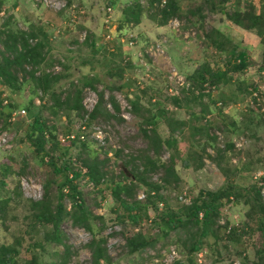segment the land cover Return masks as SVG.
Returning a JSON list of instances; mask_svg holds the SVG:
<instances>
[{"label": "rangeland", "instance_id": "obj_1", "mask_svg": "<svg viewBox=\"0 0 264 264\" xmlns=\"http://www.w3.org/2000/svg\"><path fill=\"white\" fill-rule=\"evenodd\" d=\"M67 1L70 8L56 13L35 0H0V29L8 23V30L15 32H27L32 27L45 30L51 44L52 64L42 69L62 76L53 90L65 98L74 93L75 86L82 79L97 75L101 80L96 85L97 91L85 88L82 102L92 99L91 102L94 100L99 104L101 95H104L106 110L113 117L102 115L92 119L90 115L94 112L85 107L81 115L67 109L59 111L58 115L52 114L43 108L45 105L51 108V95L43 94L33 87L32 82H27L22 69L18 74L21 90H11L0 82V99L8 102L0 108V200H13L6 206L4 218L0 216V248H17V264H26L33 256H37L39 264H53L59 260L57 253L61 254L64 250L62 246L45 242V247L36 246L37 242H43L46 233L52 231L51 226L40 227L41 234L30 228L29 218L33 211L30 202H40L48 195L55 206L57 188L64 181L63 176L55 174L53 168L43 162L26 141L34 116H41L54 128L58 142L71 134L85 135L82 142L86 146L59 142L58 149L51 152V155L58 156L59 164L78 155H81V160L96 159L103 164L105 181L99 186L85 176L76 184L92 213L94 234L107 239L112 264H166V257L172 248L177 251L182 264H189V259L194 264H264V233L258 229L257 223L249 219L251 204L247 203L248 194L253 195V188L261 187L254 179L255 174L264 172V46L260 39L250 32L235 29L221 14H206L202 30L216 28L233 44L248 49L250 66L240 73L230 71L232 83H222L214 90L212 98L205 96L193 102L192 94L183 96L182 88L177 91L179 94L175 90L170 93L176 84L172 82L169 71L187 79L202 66L209 67L212 72L231 69L225 55L221 56L203 38L197 17L186 14L185 17L182 15L183 18L170 19L167 26L176 19L183 24L180 32H174L151 18L154 15L160 18L162 10L159 6H150L151 0H139L143 13L138 25L128 20L125 14L127 8L136 4L135 0ZM112 3L116 6L113 7ZM257 3L260 4L261 0ZM185 5L192 10L187 3ZM109 7L113 8L110 13L107 11ZM187 9L183 7V10ZM195 20L198 24L194 25ZM108 36L110 39H107ZM130 36L136 38L134 48L128 46ZM89 38L94 39L95 48L86 43ZM162 40H167L165 56L153 62L146 57V66L140 65L137 54ZM127 57L131 60L128 63L125 62ZM56 66L58 69H55ZM119 67L124 69L123 76L118 74ZM24 68L27 72L31 71L27 65ZM244 82L247 86L245 91L241 86ZM255 86L259 87L258 95L253 90ZM175 97L181 100L179 107L173 103ZM235 97L238 101L233 100ZM112 98L120 106L119 112H115ZM213 99L217 102L213 103ZM91 102L89 106L93 104ZM132 102L139 103L138 115L132 108ZM221 102L223 106L218 105ZM10 105L14 107L13 113L18 114L15 120L13 113L8 116ZM204 108L208 111V122L203 119ZM160 111L165 112V118L159 119L154 128L149 126L146 119L158 115ZM171 119L187 124L183 136L174 135L178 139L176 147L168 149L163 146L156 152L144 132L148 131L153 136L151 130H156L166 140L171 136L167 125ZM82 126H86V130L83 131ZM195 127L205 128V132L192 135ZM229 145L233 149L224 153ZM46 148L51 151L50 145ZM142 157L175 168L179 181L171 185L163 180V168L148 174V182L161 186V196L175 210L187 206L180 197L193 202L201 192L215 193L226 189L230 183L241 192L240 201L233 196L231 201H223L216 226L218 238L211 236L206 239L198 253H190L186 230L173 232L168 238L158 234L154 226L158 213L154 207H150L148 218L140 226L131 222L121 223L127 213L112 197L114 185L122 184L133 190L127 199L129 203L157 201V194L150 192L148 186L135 177L144 170L140 162ZM187 159L192 162L190 168L183 165ZM201 159L204 165L198 169ZM80 168L82 165L78 163L76 170ZM64 204L69 212L72 200L66 197ZM159 208L162 210L164 207ZM228 227L238 228L241 237L237 240L227 238ZM61 229L65 242L75 252L70 264H91L88 245L93 240V233L75 226L71 219L64 221ZM138 236L147 241L158 240L131 253L129 239ZM199 259L202 261L199 262Z\"/></svg>", "mask_w": 264, "mask_h": 264}, {"label": "trees", "instance_id": "obj_2", "mask_svg": "<svg viewBox=\"0 0 264 264\" xmlns=\"http://www.w3.org/2000/svg\"><path fill=\"white\" fill-rule=\"evenodd\" d=\"M203 1V4L192 12V16L197 17L198 20H200V31L203 33L206 41L221 56L225 55L224 57L227 58V64L231 69L223 72L221 70L212 72L209 67L202 66L196 70L191 77L187 78L191 83V88L183 90V96L185 94H192L191 96L194 97L193 102H197L205 96L212 98V94H206L205 84H209L211 88L216 90L222 83H232L233 77L229 76L230 71L240 73L246 71L250 66V51L248 49L233 44L229 38L216 29H211L210 31L202 30L204 26L202 22L206 20L205 13L207 11L209 13L221 14L222 17L224 16L227 21H230L233 24V26L256 35L264 46V0H261L259 6L255 4V0ZM161 3L162 0H151L150 6L161 7ZM142 13L143 6L140 1H137L136 4L125 10L127 19L131 22L133 21L136 25L140 24ZM159 16L160 18L158 16L157 18L155 15L151 18L158 21V24L163 27L167 26L169 20L172 18H183L179 13L177 0H167V5L162 8ZM192 24L195 25L198 23L196 22ZM86 43L91 45L92 48H95L96 46L94 39L91 38H89ZM0 44L2 45V50H0V82L11 90H21L22 83L20 82L18 74L20 69H22V72L25 73L24 78L27 82H32L33 87L36 90H40L43 94L51 95V108L49 109L48 106L45 105L46 102L43 103V105H45L43 108L50 110L54 115H58L59 111H62L63 109L74 112L76 115H81L84 111L82 105L84 89L89 87L97 91L96 85L101 82L97 75L87 76L79 82L78 86H75L76 88L73 94L68 95L65 98L59 96V94L53 89L54 85L62 79L61 74L53 75L48 73L46 69H42L43 66L48 67L52 64L50 59L51 44L49 35L45 30L32 27L27 32H15L8 30L7 23L5 28L0 29ZM25 65L31 67L30 72L25 70ZM122 72H124V69L119 67L118 74H120V76H123ZM110 74L113 73L110 71ZM241 86L244 87L243 89L245 91L246 83H242ZM117 89L120 90L121 88ZM253 90L257 93L259 92V87L255 86ZM197 91L198 95H196ZM1 96L2 93L0 92V98ZM233 100L238 101L237 97L233 98ZM180 102L181 100L179 98H173L175 106L179 107L181 105ZM212 102L216 103L217 100L213 99ZM3 103L4 101L0 99V108H2ZM105 104L104 95H101L99 104L91 115L92 119H97L102 115H106L108 118L113 117L107 112ZM111 104L115 112L120 111V106L114 98L111 99ZM221 104V106H223L222 102ZM132 108H134L135 114L138 115L140 111L139 103L132 102ZM13 111L14 107L12 105L8 106V116H10ZM202 111L204 121L206 120L208 122V111L205 110V108ZM164 114V111H160L158 115L149 116L146 119L147 124L154 128L158 125L160 121L159 119L165 118ZM197 121H200V119L197 118ZM167 125L171 136L166 140H164L156 130H151L153 136L148 134V131L144 132L145 138L152 141V146L155 148L156 152H158L163 146H166L168 149L176 147L178 145V139L175 138L174 135L178 133V135L183 136L184 128L187 126L185 122L173 119L168 120ZM204 132L205 128L195 127L192 135L202 134ZM26 141L31 145L35 154L38 157H41L43 162L46 161L47 165L53 168L55 174L63 176L64 180L57 188L58 194L55 197L57 204L55 206L48 195L40 202H30L31 208L33 209L31 217L29 218L31 220V230L41 234L40 227H52V231L45 234L43 242H37L36 246L45 247V244H43L44 242L47 244L62 246L64 248L63 252L61 254L57 253L59 260L53 264H70L75 252H73L72 247L65 242L66 237L62 232L61 225L67 219H71L75 226L93 233V240L88 245L92 256L91 264H112L107 248V239L103 237L99 238L94 234V228L91 224L92 213L85 204L82 193L79 191V186L76 184V182L84 176L88 177L95 186H99L103 183L106 174L102 171V162L100 163L96 159L92 161L81 160V155H78L77 158H70L59 164L58 156L51 155V152L58 149L60 141L58 142V137L54 132V128L49 126L48 121L41 116H34L30 129L26 134ZM71 143L74 146H76L77 143H82V146H86L85 142H82L80 137H77V139L71 141ZM47 145H50L51 147L50 152L46 150ZM232 149L233 146L229 145L224 153L230 152ZM64 155L67 156L66 154ZM221 157L222 153L220 151L219 158ZM140 162L144 170L137 176L135 175V177L138 181L146 184L150 192L157 194V201L149 200L147 204L140 202L129 203L127 199L131 196L133 190L122 184L114 185L111 189L112 197L116 202L120 203L121 207L127 213L124 216L125 218L121 219L122 224L131 222L135 226H140L143 220L148 218L150 207H154L158 213V220H156L154 224L158 234L163 238H168L173 232L180 229L186 230L189 236L186 241L188 243L190 242L189 250L192 255L198 253L202 249L205 240L209 237L212 236L218 238V230L216 229V226L218 225L223 201L225 200L226 202H229L233 197H235L236 201L242 199L241 192L233 183H230L226 189L219 190L215 193L204 194L201 192L191 205L180 206L178 210H175L169 205L166 198L161 196V186L148 182V174L159 170V168L164 169L165 176L163 180L165 184L171 185L173 182H178L179 178L178 174L175 172V168L171 166L166 167L165 165L162 166L161 164H158L157 161H153L148 157L140 158ZM78 163H81L82 168L76 170ZM183 165L185 168H190L192 162L187 159ZM203 165L204 163L201 159L198 169H201ZM84 169L86 170L85 173ZM1 184L4 185L3 182ZM18 189H20V187H18ZM252 191L253 195L248 194L247 203L251 204V212L248 214V217L251 221L257 223L258 229L264 233V184L259 188L254 187ZM16 195L19 197L18 192ZM123 196L125 198H123ZM66 197H69L72 200V206L69 212H67V207L64 204ZM150 198L151 197H149V199ZM12 201V198L0 200L1 217L4 218L6 215V206ZM160 204H163L164 208H162V210L159 208ZM241 235L239 229L233 227L227 235V238L230 240H237ZM157 240L158 239L156 238L147 241L144 237L138 236L129 239L128 246L130 252L135 253L140 249L153 245ZM18 254L19 251L17 248L2 246L0 248V264H17L15 257ZM26 264H39L37 256H33L30 260H27ZM177 264H182V262L179 261ZM189 264H194L193 260L189 259Z\"/></svg>", "mask_w": 264, "mask_h": 264}, {"label": "built area", "instance_id": "obj_3", "mask_svg": "<svg viewBox=\"0 0 264 264\" xmlns=\"http://www.w3.org/2000/svg\"><path fill=\"white\" fill-rule=\"evenodd\" d=\"M38 4H40L41 6L53 11V12H56V13H60L62 11H65L67 9L70 8L69 6V2L67 0H35ZM167 5V0H162V3H161V8H164L165 6ZM113 8L112 7H109L107 9V11L110 13L112 12ZM182 22L179 20V19H176L174 21H171L169 23V26L173 31L175 32H180L181 29H182ZM107 39H110V36L107 37ZM130 39V42L128 44V46L130 48H134L135 45H136V41L134 39H136L134 36H130L129 37ZM166 44H167V40H162L156 44H153L151 45L149 48H147L146 50L142 51V52H139L137 54V59L138 61L140 62V65H143V66H146V57H148L152 62L153 61H157L158 59L162 58L165 56V51H166ZM126 59V63H128L130 60V58H125ZM55 69H58V67L56 66ZM48 73H51V74H55L54 72H50V71H47ZM173 72V73H172ZM169 71V73H171V79H172V82L176 84V86H174L173 88L170 89V93H173V91L175 90L177 94H179V92H177L179 90V88H182V90H188L191 88V83L184 77H181L178 73L174 72V71ZM205 92L206 94H213L214 92V88H211L209 86V84H205ZM92 95V94H89V96ZM255 95H258L257 93H255ZM92 99H87L85 100L84 102H82V105H84L83 107H85L87 110H91V113L94 112L95 108L97 107L98 105V102H91ZM93 103V104H90L89 106V103ZM40 103V102H39ZM8 102L5 101L3 103V105H7ZM219 106H221L222 104L219 103L218 104ZM125 109V107L123 108ZM25 114V113H24ZM18 114L15 112L13 113L12 116H14V120H15V117L17 116ZM91 116V115H90ZM208 119H209V116H208ZM83 127V131L86 130V126H82ZM77 137H80V139L82 141L85 140V135H82V136H76L75 134H71L65 138H62L60 141L62 143H66V142H71V141H74L77 139ZM236 163V162H235ZM254 179L255 181L258 182L259 185L263 186L264 182V172H259L258 174H255L254 176ZM233 199V198H231ZM180 200L183 201L184 203H186V205H191L192 202H188V200L184 197H180ZM160 207L162 208L163 207V204H160ZM222 225H225L224 222H221ZM231 227H228L227 229V233L229 234L230 231H231ZM199 257H202V254H199ZM202 259V258H201ZM199 259V262H201L202 260ZM181 260V258L179 257V255L177 254V251L172 248L170 250V253L168 254V256L166 257V260H165V263L166 264H176L177 262H179ZM158 262V261H157Z\"/></svg>", "mask_w": 264, "mask_h": 264}, {"label": "crops", "instance_id": "obj_4", "mask_svg": "<svg viewBox=\"0 0 264 264\" xmlns=\"http://www.w3.org/2000/svg\"><path fill=\"white\" fill-rule=\"evenodd\" d=\"M137 1H139V0H135V2H137ZM203 0H177V4H178V7H179V13L181 14V15H183V16H185L186 14H189V15H191L192 16V12L193 11H195V9L196 8H199V6L201 5V4H203ZM230 2H232V1H230ZM114 3V2H113ZM113 3H112V6L113 7H115L116 5H113ZM188 4V6H191L192 8V10H190V8L189 9H187V5H185V4ZM192 4H193V6H192ZM255 4L257 5V6H259V4L257 3V0H255ZM183 7H186V11L185 10H183ZM209 12L207 11L205 14H208ZM210 14V13H209ZM196 19V18H195ZM195 22H197V20H195ZM230 22V21H229ZM231 23V22H230ZM232 24V23H231ZM233 25V24H232ZM168 27V26H167ZM234 28L235 29H238V30H241V29H239V28H237V27H235L234 26ZM214 29H216V28H214ZM216 30H218V29H216ZM218 31H220V30H218ZM175 32V31H174ZM221 32V31H220ZM226 36V35H225ZM203 37V36H202ZM227 37V36H226ZM204 39H205V37H203ZM228 38V37H227ZM205 41H206V39H205ZM207 42V41H206ZM209 44V43H208ZM210 45V44H209ZM236 45V44H235Z\"/></svg>", "mask_w": 264, "mask_h": 264}]
</instances>
